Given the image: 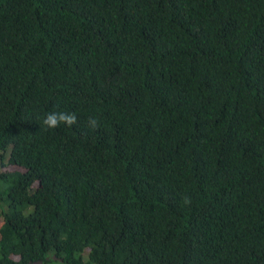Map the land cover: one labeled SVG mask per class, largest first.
Segmentation results:
<instances>
[{"label": "trees", "instance_id": "1", "mask_svg": "<svg viewBox=\"0 0 264 264\" xmlns=\"http://www.w3.org/2000/svg\"><path fill=\"white\" fill-rule=\"evenodd\" d=\"M53 259L264 264V0H0V264Z\"/></svg>", "mask_w": 264, "mask_h": 264}, {"label": "clouds", "instance_id": "2", "mask_svg": "<svg viewBox=\"0 0 264 264\" xmlns=\"http://www.w3.org/2000/svg\"><path fill=\"white\" fill-rule=\"evenodd\" d=\"M78 123V116L75 112L53 111L49 112L43 119V125L48 129H56L61 125H66L71 128L78 125ZM87 127L95 130L99 127V121L95 117L90 116L87 121ZM183 203L185 205H191V197L185 196Z\"/></svg>", "mask_w": 264, "mask_h": 264}, {"label": "rangeland", "instance_id": "3", "mask_svg": "<svg viewBox=\"0 0 264 264\" xmlns=\"http://www.w3.org/2000/svg\"><path fill=\"white\" fill-rule=\"evenodd\" d=\"M52 262H50V263H53V264H58L60 261H57V260H55V259H53V260H51ZM61 263V262H60ZM62 264V263H61Z\"/></svg>", "mask_w": 264, "mask_h": 264}]
</instances>
